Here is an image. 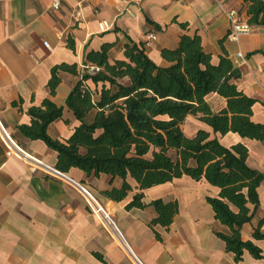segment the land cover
Wrapping results in <instances>:
<instances>
[{
	"label": "crops",
	"instance_id": "0c3cea01",
	"mask_svg": "<svg viewBox=\"0 0 264 264\" xmlns=\"http://www.w3.org/2000/svg\"><path fill=\"white\" fill-rule=\"evenodd\" d=\"M51 3L0 0V128L35 163L55 170L56 153L41 141L18 137L17 126L29 122L26 110L46 98L62 106V118L47 127V134L67 139L79 122L65 99L80 80L86 54L103 44L113 45L111 59H122L125 43H142L151 59L164 64L159 54L162 48H174L181 34H197L206 53L226 55L240 69L238 89L257 101L251 120L264 124V28L253 27L238 41L227 38L229 22L223 9L235 8L247 20L242 0H60L57 10ZM146 19L161 30L156 31ZM102 21L108 23V30L99 29ZM148 34L156 35V40L144 46ZM239 53L244 62L237 57ZM61 63L75 64L77 75L61 73L50 96V71ZM86 85L93 89L90 83ZM208 105L215 113L225 100L213 94ZM94 113L89 112L83 122L92 123ZM196 124L190 135L183 133L191 137L203 129L213 136L209 127ZM215 136L225 147L245 146L247 165L264 173V141L233 133ZM108 181L104 175L87 178L75 168L52 176L16 155L6 156L0 139V264H264V258L255 260L248 253L234 263L215 236L228 233L205 202V197L217 196L215 187L182 177L144 191L146 204L155 199L178 204L172 223L161 228L150 226L155 217L152 207L126 211V201L112 202L101 196L99 191L109 187ZM114 185H119L117 179ZM258 194L259 207L240 234L264 256V239L252 238L254 229L264 234V179Z\"/></svg>",
	"mask_w": 264,
	"mask_h": 264
},
{
	"label": "trees",
	"instance_id": "16d2710c",
	"mask_svg": "<svg viewBox=\"0 0 264 264\" xmlns=\"http://www.w3.org/2000/svg\"><path fill=\"white\" fill-rule=\"evenodd\" d=\"M242 3L248 24L264 28V0ZM146 23L161 30L147 19ZM185 26L180 24L182 29ZM112 47L103 44L85 56L80 80L65 99V106L79 122L67 139H52L47 134V127L61 119L63 112L62 106L48 98L26 110L29 122L17 126L18 137L41 141L54 151L59 173L75 168L87 178L109 177V187L100 190V195L112 202L126 201V211L152 207L151 227L167 228L178 213V204L161 199L146 204L144 191L182 177L203 181L218 190L216 197H205V202L214 219L228 229L227 234L215 236L233 262L239 263L244 253L263 259L251 240L241 239L240 230L259 207L264 173L247 165L245 146L225 147L215 136L233 133L264 141V124L251 120L257 101L236 85L240 69L226 55L206 53L197 34H181L174 48H162L159 54L164 64L151 59L142 43H125L122 59L110 58ZM90 67L98 70L88 73ZM61 73L77 75L76 65L61 63L51 69L50 96L55 94ZM213 94L225 100V106L215 113L208 105ZM91 111L95 112L93 121L86 124L83 118ZM189 116L209 127L213 136L203 129L186 136L181 125ZM252 238L263 240L264 234L254 229Z\"/></svg>",
	"mask_w": 264,
	"mask_h": 264
},
{
	"label": "built area",
	"instance_id": "2783aa9c",
	"mask_svg": "<svg viewBox=\"0 0 264 264\" xmlns=\"http://www.w3.org/2000/svg\"><path fill=\"white\" fill-rule=\"evenodd\" d=\"M83 1L84 0H80V3H82ZM213 1H216V0H213ZM221 6L223 7V4H221ZM59 7H60V0H52L51 8L54 10H57L59 9ZM223 11L229 22V28H228V33H227V38L229 40L238 41V39L241 36L248 35L249 33L253 31V26L248 24L247 20H245L244 16L242 15V13H240V11H238L235 8L223 9ZM127 12L129 13V11ZM99 29L101 31L108 30L109 29L108 23L105 21L100 22ZM155 40H156V35L154 34L146 35L144 46H148L150 42L155 41ZM43 46L46 49L50 50V46L48 42L44 41ZM237 57L244 62L243 56L240 53L237 55ZM97 70L98 69L94 67H90L88 70V73H94ZM0 139L2 140L5 146L6 156L16 155L26 163L37 165L44 172L52 176L60 177L61 173H59L58 171L54 169L46 168L42 165L35 163L33 159L30 157V155L27 154L23 149H21L13 139H11L6 133L2 131L1 128H0ZM88 200L90 201V203H92L90 198H88Z\"/></svg>",
	"mask_w": 264,
	"mask_h": 264
},
{
	"label": "rangeland",
	"instance_id": "374dc122",
	"mask_svg": "<svg viewBox=\"0 0 264 264\" xmlns=\"http://www.w3.org/2000/svg\"><path fill=\"white\" fill-rule=\"evenodd\" d=\"M197 119L193 116H189L187 120L182 124V130L186 135H190L196 128Z\"/></svg>",
	"mask_w": 264,
	"mask_h": 264
}]
</instances>
